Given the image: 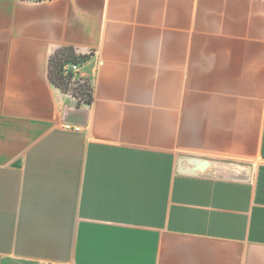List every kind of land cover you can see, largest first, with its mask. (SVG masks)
Listing matches in <instances>:
<instances>
[{
    "label": "crops",
    "instance_id": "obj_1",
    "mask_svg": "<svg viewBox=\"0 0 264 264\" xmlns=\"http://www.w3.org/2000/svg\"><path fill=\"white\" fill-rule=\"evenodd\" d=\"M64 47L88 56L89 105L49 78ZM18 263L264 264V0H0V264Z\"/></svg>",
    "mask_w": 264,
    "mask_h": 264
},
{
    "label": "trees",
    "instance_id": "obj_2",
    "mask_svg": "<svg viewBox=\"0 0 264 264\" xmlns=\"http://www.w3.org/2000/svg\"><path fill=\"white\" fill-rule=\"evenodd\" d=\"M29 2H44V1H54V0H24ZM86 56H79L75 49L72 47H64L57 50L51 57L49 64V78L53 84L59 87L63 92L73 95L77 101L78 105L91 104L93 101L92 87L87 85L79 86L74 92L70 91L69 81L63 74V66L66 63H74L85 60Z\"/></svg>",
    "mask_w": 264,
    "mask_h": 264
},
{
    "label": "water",
    "instance_id": "obj_3",
    "mask_svg": "<svg viewBox=\"0 0 264 264\" xmlns=\"http://www.w3.org/2000/svg\"><path fill=\"white\" fill-rule=\"evenodd\" d=\"M180 172L189 175H206L230 180L247 181L250 177L248 167L228 162H218L200 158L182 157Z\"/></svg>",
    "mask_w": 264,
    "mask_h": 264
},
{
    "label": "built area",
    "instance_id": "obj_4",
    "mask_svg": "<svg viewBox=\"0 0 264 264\" xmlns=\"http://www.w3.org/2000/svg\"><path fill=\"white\" fill-rule=\"evenodd\" d=\"M78 55L79 56H85V55H80V54H78ZM86 57H88V56L86 55ZM86 62H87V58L85 60H82L79 62L64 64L63 74L66 77L67 81L70 82L69 87H70L71 92H74L71 90V87H73V86H75L76 88H78L79 86H82V85H87V86L92 87L90 79L87 77V75L85 74V72L83 70Z\"/></svg>",
    "mask_w": 264,
    "mask_h": 264
},
{
    "label": "rangeland",
    "instance_id": "obj_5",
    "mask_svg": "<svg viewBox=\"0 0 264 264\" xmlns=\"http://www.w3.org/2000/svg\"><path fill=\"white\" fill-rule=\"evenodd\" d=\"M75 89H76L75 86L71 87V90H72V91H75ZM18 264H21V263H18Z\"/></svg>",
    "mask_w": 264,
    "mask_h": 264
}]
</instances>
